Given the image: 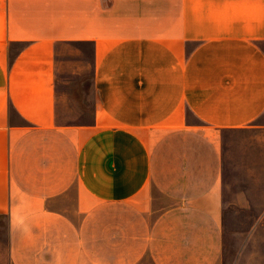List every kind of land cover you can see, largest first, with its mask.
I'll list each match as a JSON object with an SVG mask.
<instances>
[{
    "label": "crops",
    "instance_id": "0c3cea01",
    "mask_svg": "<svg viewBox=\"0 0 264 264\" xmlns=\"http://www.w3.org/2000/svg\"><path fill=\"white\" fill-rule=\"evenodd\" d=\"M254 126L264 0H0L1 264H220Z\"/></svg>",
    "mask_w": 264,
    "mask_h": 264
},
{
    "label": "rangeland",
    "instance_id": "374dc122",
    "mask_svg": "<svg viewBox=\"0 0 264 264\" xmlns=\"http://www.w3.org/2000/svg\"><path fill=\"white\" fill-rule=\"evenodd\" d=\"M229 134L226 200L244 206L228 207L220 264H264V127Z\"/></svg>",
    "mask_w": 264,
    "mask_h": 264
}]
</instances>
